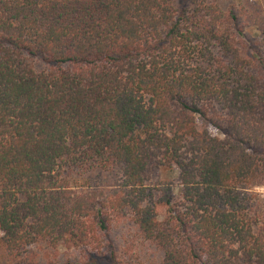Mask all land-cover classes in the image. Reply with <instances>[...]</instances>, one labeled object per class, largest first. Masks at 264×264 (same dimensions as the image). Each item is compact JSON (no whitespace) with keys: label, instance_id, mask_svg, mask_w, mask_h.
Segmentation results:
<instances>
[{"label":"trees","instance_id":"16d2710c","mask_svg":"<svg viewBox=\"0 0 264 264\" xmlns=\"http://www.w3.org/2000/svg\"><path fill=\"white\" fill-rule=\"evenodd\" d=\"M240 18L216 0H0V264H47L37 245L264 264V14Z\"/></svg>","mask_w":264,"mask_h":264},{"label":"rangeland","instance_id":"374dc122","mask_svg":"<svg viewBox=\"0 0 264 264\" xmlns=\"http://www.w3.org/2000/svg\"><path fill=\"white\" fill-rule=\"evenodd\" d=\"M217 3L224 8L225 10L234 9L238 15L241 16V22L243 24L247 23V18H251L253 14L257 13L259 16L264 14V0H216ZM246 32L252 36H256L257 27L249 26L246 29ZM176 173H169L164 171V177L170 179L172 177L176 178ZM79 185H83L84 181H81ZM255 192L264 197V187H259L255 189ZM129 228L126 225L118 224L114 230L113 238L116 243L121 241L123 237H128ZM1 237V232H0ZM33 250L38 254V260L42 263L49 264V261H53L54 264H64L71 263L77 264L78 262H84V258L81 252L77 250H65L62 248H58L57 250L49 249L45 245H37L33 247ZM134 252L136 253L137 251ZM132 250L124 257V259L130 264H149L150 261L155 260V253L152 250H146V254L134 253ZM5 256L0 254V262L4 261ZM7 262H9L7 260Z\"/></svg>","mask_w":264,"mask_h":264}]
</instances>
